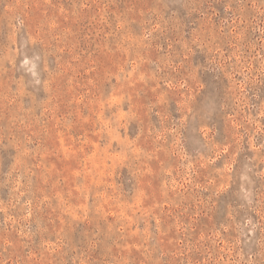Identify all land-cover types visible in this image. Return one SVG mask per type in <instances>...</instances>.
<instances>
[{"label": "rangeland", "instance_id": "1", "mask_svg": "<svg viewBox=\"0 0 264 264\" xmlns=\"http://www.w3.org/2000/svg\"><path fill=\"white\" fill-rule=\"evenodd\" d=\"M0 264H264V0H0Z\"/></svg>", "mask_w": 264, "mask_h": 264}]
</instances>
